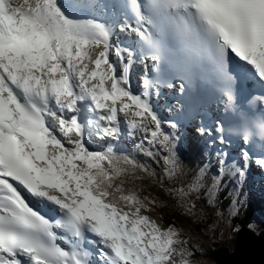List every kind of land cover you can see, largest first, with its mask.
I'll list each match as a JSON object with an SVG mask.
<instances>
[{"label": "snow or ice", "instance_id": "snow-or-ice-1", "mask_svg": "<svg viewBox=\"0 0 264 264\" xmlns=\"http://www.w3.org/2000/svg\"><path fill=\"white\" fill-rule=\"evenodd\" d=\"M253 98L264 100V0H0V264H191L178 232L144 214L154 201L125 186L156 172L117 144L139 137L134 151L165 176L187 175L180 128L198 120L206 161L189 192L206 188L218 207L225 176L242 186L264 173V140L232 130ZM234 142L235 155L216 147ZM237 215L233 199L226 218Z\"/></svg>", "mask_w": 264, "mask_h": 264}, {"label": "water", "instance_id": "water-1", "mask_svg": "<svg viewBox=\"0 0 264 264\" xmlns=\"http://www.w3.org/2000/svg\"><path fill=\"white\" fill-rule=\"evenodd\" d=\"M217 264H264V241L248 231L236 239L235 252L219 250L214 253Z\"/></svg>", "mask_w": 264, "mask_h": 264}, {"label": "rangeland", "instance_id": "rangeland-1", "mask_svg": "<svg viewBox=\"0 0 264 264\" xmlns=\"http://www.w3.org/2000/svg\"><path fill=\"white\" fill-rule=\"evenodd\" d=\"M178 194H179V197L181 198V199H183V198H185V195L184 196H181L180 195V193H179V191H178ZM191 195L192 194H189V196L188 197H191ZM182 207V206H181ZM186 207H191V205H187ZM198 212H202V210L200 209V208H198V209H196ZM207 215H208V213H204V217H207ZM159 217L161 218L162 217V215H159ZM162 220V219H161ZM263 220V219H262ZM262 220L260 221V220H258V219H256V218H254L253 220H251V222H256V223H258V224H262ZM264 221V220H263ZM225 233H226V237H225V239H229V238H231V236H232V234H234V231L232 230V229H226V231H225ZM215 234V233H214ZM211 244L210 243H207L206 244V246L208 247V248H210L211 246H210ZM210 261H211V259H209ZM206 264H210V263H208L207 261H206ZM215 264V263H214Z\"/></svg>", "mask_w": 264, "mask_h": 264}, {"label": "trees", "instance_id": "trees-1", "mask_svg": "<svg viewBox=\"0 0 264 264\" xmlns=\"http://www.w3.org/2000/svg\"><path fill=\"white\" fill-rule=\"evenodd\" d=\"M189 154H190L189 152L186 153V155H189ZM170 203H172V202H170ZM175 203H176V201H175ZM175 203L172 204V206H171L172 208H180V207H181V206H179V205H175ZM200 203H201V204H200V205H201V206H200V207H201L200 209H201L202 211H204V210H203V208H204L203 206H205V205H204L203 201L201 200ZM191 204H192V202H189V205H191ZM196 207H197V206H196ZM205 207H206V206H205ZM205 213H208V214H209V212H205ZM165 225H167V224L165 223ZM167 226H168V225H167ZM261 237L264 238V235H262ZM216 238H217L218 241H220V237H219V236L216 237ZM208 241H212V240L208 238ZM207 258L210 259L209 256H208Z\"/></svg>", "mask_w": 264, "mask_h": 264}, {"label": "bare ground", "instance_id": "bare-ground-1", "mask_svg": "<svg viewBox=\"0 0 264 264\" xmlns=\"http://www.w3.org/2000/svg\"><path fill=\"white\" fill-rule=\"evenodd\" d=\"M130 141H132V139L130 138ZM211 169H213V166H211ZM209 182H211V179H210V181ZM203 201V203H204V205L207 207V205H208V203L205 201V200H202ZM201 204V203H200ZM205 206H203L204 208H205ZM255 213L256 212H252V216H254L255 215ZM165 224V223H164ZM167 226V225H166ZM93 247V246H92ZM93 250H94V248H93Z\"/></svg>", "mask_w": 264, "mask_h": 264}]
</instances>
